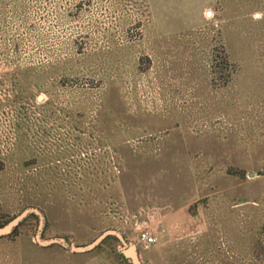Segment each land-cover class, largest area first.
Listing matches in <instances>:
<instances>
[{
    "label": "rangeland",
    "instance_id": "obj_1",
    "mask_svg": "<svg viewBox=\"0 0 264 264\" xmlns=\"http://www.w3.org/2000/svg\"><path fill=\"white\" fill-rule=\"evenodd\" d=\"M254 13L264 0H0V228L38 209L42 241L101 240L43 247L31 214L0 264H131L133 245L145 264H264Z\"/></svg>",
    "mask_w": 264,
    "mask_h": 264
},
{
    "label": "water",
    "instance_id": "obj_2",
    "mask_svg": "<svg viewBox=\"0 0 264 264\" xmlns=\"http://www.w3.org/2000/svg\"><path fill=\"white\" fill-rule=\"evenodd\" d=\"M31 214L37 215L40 219V224H39L40 230H39V234L37 236V241L43 247H48V246H51L54 244H59V245L63 246L64 248L70 249L73 253H84V252H88V251L92 250L101 241V240H99L96 243H94L93 245L87 246V247H78L75 245H69L63 239H52V240L42 241L41 237H40V233L42 232V230L46 226V221H45V217H44L43 213H41V211H39L38 209H28L27 211H25L24 213L19 215L17 218H15L13 221H11L7 226L0 228V237L9 234L15 227H17L23 221V219H25V217H27ZM108 235L117 237V239H119V241L124 246H126V242H125L124 237L121 233L111 231V232L105 234L103 238H105ZM121 254H122V257L127 259L131 264H145L142 262L140 255H139V252L134 245L130 246V247H126L124 249V251H122Z\"/></svg>",
    "mask_w": 264,
    "mask_h": 264
},
{
    "label": "trees",
    "instance_id": "obj_3",
    "mask_svg": "<svg viewBox=\"0 0 264 264\" xmlns=\"http://www.w3.org/2000/svg\"><path fill=\"white\" fill-rule=\"evenodd\" d=\"M213 62H212V66H211V68H212V70H214V68H216V67H220V69L222 68H224V66H225V68L227 69V71H228V74H227V77L225 78V86H227L229 83H230V81H231V79H232V75H233V70L231 71V65L229 64V59L227 58V56H225V58L223 59V62L222 63H220V65H218V60H217V58L215 57L213 60H212ZM221 69V70H222ZM223 70H225V69H223ZM217 73H218V71L216 70V71H212V77H213V81L215 80V78H217ZM221 73V72H220ZM212 79V78H211ZM243 173V172H242Z\"/></svg>",
    "mask_w": 264,
    "mask_h": 264
},
{
    "label": "built area",
    "instance_id": "obj_4",
    "mask_svg": "<svg viewBox=\"0 0 264 264\" xmlns=\"http://www.w3.org/2000/svg\"><path fill=\"white\" fill-rule=\"evenodd\" d=\"M141 232V237L142 241L146 243V245H152L157 243V238L147 230H142Z\"/></svg>",
    "mask_w": 264,
    "mask_h": 264
},
{
    "label": "clouds",
    "instance_id": "obj_5",
    "mask_svg": "<svg viewBox=\"0 0 264 264\" xmlns=\"http://www.w3.org/2000/svg\"><path fill=\"white\" fill-rule=\"evenodd\" d=\"M213 15V13L211 12V10H208L205 12V17L206 18H211V16ZM261 18H264V13H254L253 14V19L254 20H259Z\"/></svg>",
    "mask_w": 264,
    "mask_h": 264
},
{
    "label": "flooded vegetation",
    "instance_id": "obj_6",
    "mask_svg": "<svg viewBox=\"0 0 264 264\" xmlns=\"http://www.w3.org/2000/svg\"><path fill=\"white\" fill-rule=\"evenodd\" d=\"M17 131H18V127H17Z\"/></svg>",
    "mask_w": 264,
    "mask_h": 264
}]
</instances>
